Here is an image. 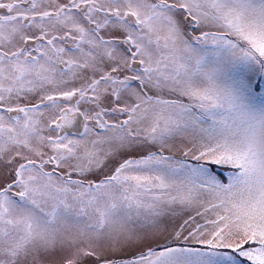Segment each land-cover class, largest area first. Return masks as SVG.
<instances>
[{
    "label": "snow or ice",
    "instance_id": "6c2138e0",
    "mask_svg": "<svg viewBox=\"0 0 264 264\" xmlns=\"http://www.w3.org/2000/svg\"><path fill=\"white\" fill-rule=\"evenodd\" d=\"M0 264H264V0H0Z\"/></svg>",
    "mask_w": 264,
    "mask_h": 264
},
{
    "label": "rangeland",
    "instance_id": "374dc122",
    "mask_svg": "<svg viewBox=\"0 0 264 264\" xmlns=\"http://www.w3.org/2000/svg\"><path fill=\"white\" fill-rule=\"evenodd\" d=\"M228 174H229L228 172H224V173H223V175H224L225 177H227Z\"/></svg>",
    "mask_w": 264,
    "mask_h": 264
}]
</instances>
